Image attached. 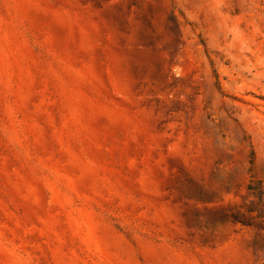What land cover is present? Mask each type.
Returning <instances> with one entry per match:
<instances>
[{
    "label": "rangeland",
    "instance_id": "1",
    "mask_svg": "<svg viewBox=\"0 0 264 264\" xmlns=\"http://www.w3.org/2000/svg\"><path fill=\"white\" fill-rule=\"evenodd\" d=\"M0 264H264V0H0Z\"/></svg>",
    "mask_w": 264,
    "mask_h": 264
},
{
    "label": "trees",
    "instance_id": "2",
    "mask_svg": "<svg viewBox=\"0 0 264 264\" xmlns=\"http://www.w3.org/2000/svg\"><path fill=\"white\" fill-rule=\"evenodd\" d=\"M251 190L252 191L254 190L253 194H254L255 197H258L259 199L262 198V193L260 191L259 192L255 191V189H253V188H251Z\"/></svg>",
    "mask_w": 264,
    "mask_h": 264
}]
</instances>
